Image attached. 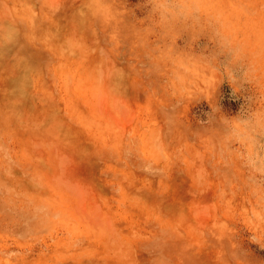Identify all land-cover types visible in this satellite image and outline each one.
<instances>
[{
  "label": "rangeland",
  "instance_id": "obj_1",
  "mask_svg": "<svg viewBox=\"0 0 264 264\" xmlns=\"http://www.w3.org/2000/svg\"><path fill=\"white\" fill-rule=\"evenodd\" d=\"M0 264H264V0H0Z\"/></svg>",
  "mask_w": 264,
  "mask_h": 264
}]
</instances>
